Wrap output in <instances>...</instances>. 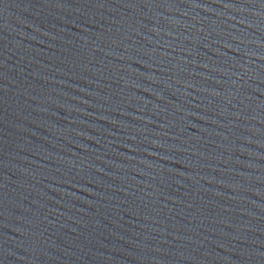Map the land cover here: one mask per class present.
<instances>
[{"label":"water","instance_id":"obj_1","mask_svg":"<svg viewBox=\"0 0 264 264\" xmlns=\"http://www.w3.org/2000/svg\"><path fill=\"white\" fill-rule=\"evenodd\" d=\"M0 264H264V0H0Z\"/></svg>","mask_w":264,"mask_h":264}]
</instances>
